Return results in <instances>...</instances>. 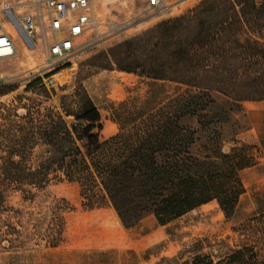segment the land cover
<instances>
[{"label": "trees", "instance_id": "1", "mask_svg": "<svg viewBox=\"0 0 264 264\" xmlns=\"http://www.w3.org/2000/svg\"><path fill=\"white\" fill-rule=\"evenodd\" d=\"M262 32L264 0H204L110 49L106 57L116 70L184 89L156 106L154 99L142 106L121 102L114 116L119 131L104 140L100 113L84 89L71 99V109L35 104L22 115L0 113L6 121L0 212L6 211V191L30 196L66 181L78 183L82 195L102 192L125 227L146 213L166 225L212 201L231 218L244 193L240 172L256 163L251 146L232 139L234 146L224 152L221 142L210 139L200 154L193 151L196 130L185 121L201 127L228 121L231 110L216 108L214 93L234 105L264 101V42L257 36ZM182 264H264V239L218 256L196 253Z\"/></svg>", "mask_w": 264, "mask_h": 264}, {"label": "rangeland", "instance_id": "2", "mask_svg": "<svg viewBox=\"0 0 264 264\" xmlns=\"http://www.w3.org/2000/svg\"><path fill=\"white\" fill-rule=\"evenodd\" d=\"M41 1L0 0V17L17 45V55L0 62V71L13 76L5 87L0 88V113L12 109L22 115L35 104L71 109L74 108L69 104L71 99L84 89L100 113L102 126L107 120L116 125L114 135L119 131L114 119L115 109L121 102L142 106L146 99H154L153 105L156 106L167 103L169 97L183 91L184 87L171 82L154 83L137 77V74L118 71L106 54L116 45L162 21L186 14L204 0H163L170 6L163 14L155 13L148 0H91L98 29L78 40L79 53L57 71L54 76L56 85L52 87L45 86L40 76L29 77L30 70L40 66L42 53L25 37L19 24V16L34 13ZM10 22L18 28L19 36ZM257 36L264 42V32ZM37 80L40 83H36ZM154 84L158 90L151 95ZM62 97L67 98L65 104L61 103ZM213 98L216 108L231 110L228 121L203 127L193 120H187L185 124L196 130L198 140L193 151L200 154L206 152L202 145H208L210 139H216L218 145L221 142L222 151L228 152L234 146L232 139L240 133L244 135V141H236L251 146L256 163L240 172L244 193L236 210L231 218L226 219L217 203L212 201L171 221L165 228L154 222L151 213L144 214L143 220L133 227L136 231L143 228L148 234L154 232V236L149 239L144 252L139 253L141 245L138 242L134 244L135 257L131 264H182L196 253L218 256L243 242L264 239V101L249 100L234 105L218 93H214ZM150 105L152 102L147 106ZM68 122L83 125L72 118ZM5 126L6 121L0 115V141L3 143L6 142ZM100 137L104 140L101 132ZM80 190L78 183L63 181L33 190L30 196H24L21 191H6V211L0 212L1 221H4L0 229L5 231V237L0 238V264H52L51 248L62 238L66 214L74 209H88L106 203L102 192L82 195ZM150 217L155 227L148 221ZM10 227L16 228L18 234Z\"/></svg>", "mask_w": 264, "mask_h": 264}, {"label": "built area", "instance_id": "3", "mask_svg": "<svg viewBox=\"0 0 264 264\" xmlns=\"http://www.w3.org/2000/svg\"><path fill=\"white\" fill-rule=\"evenodd\" d=\"M148 5L157 14L170 8L163 0H148ZM19 24L25 37L42 53L40 66L31 69L29 77L40 76L47 87L56 85L57 71L79 53L78 40L98 29L91 0H42L34 13L19 16ZM16 55L15 39L0 17V62ZM11 77L0 71V87Z\"/></svg>", "mask_w": 264, "mask_h": 264}, {"label": "crops", "instance_id": "4", "mask_svg": "<svg viewBox=\"0 0 264 264\" xmlns=\"http://www.w3.org/2000/svg\"><path fill=\"white\" fill-rule=\"evenodd\" d=\"M115 128L114 122L107 120L102 126V138L107 139ZM243 136L240 133L233 139L244 141ZM148 221L153 226L156 222L151 217ZM167 225L158 226L165 228ZM134 228L122 224L110 203L91 209L71 210L66 214L60 242L51 248L52 264H131L135 257L134 244L138 242L141 245L139 253L144 252L154 236V232L148 234L143 228L137 231Z\"/></svg>", "mask_w": 264, "mask_h": 264}, {"label": "bare ground", "instance_id": "5", "mask_svg": "<svg viewBox=\"0 0 264 264\" xmlns=\"http://www.w3.org/2000/svg\"><path fill=\"white\" fill-rule=\"evenodd\" d=\"M10 26L13 28V30L16 32V33H18V36H19V30H18V28H16V26L14 25V23H12V22H10ZM21 39V38H20ZM25 41V40H24ZM216 221H214V223H215ZM222 226V225H221ZM212 227V226H211ZM214 230V229H213ZM199 231V230H198ZM193 233V232H192Z\"/></svg>", "mask_w": 264, "mask_h": 264}]
</instances>
